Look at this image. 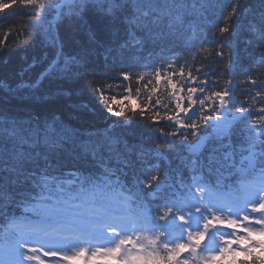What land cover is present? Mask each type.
<instances>
[{
  "label": "trees",
  "instance_id": "trees-1",
  "mask_svg": "<svg viewBox=\"0 0 264 264\" xmlns=\"http://www.w3.org/2000/svg\"><path fill=\"white\" fill-rule=\"evenodd\" d=\"M0 2L11 3V0H0ZM60 2L62 0H45L43 6L16 4L0 12L3 15L0 20V41L7 37L6 43L0 48V82H3L0 84V127L15 123L25 136L28 135L29 130L37 127L42 135L44 120L51 118L59 120H55V125L64 123L66 127L75 128L78 131L96 132L107 130L110 126L113 127L115 135L118 138L121 137L124 142L122 148L117 150L127 151L123 157L129 161L132 174L141 182V187L147 188L146 198L154 207L152 213L159 217V206L154 198L156 195L152 188H148L147 180H145L150 173L143 164L144 154L147 151L158 150V153L171 162L174 167L172 174L175 175L178 170L184 173L190 168L187 166L189 158L185 155V146L180 143L175 148H169V143L162 144L159 134H162L161 139L163 140L167 127L164 122L154 124L150 119L151 110L155 107V99L152 98L149 104V95L129 102L133 107L137 103L149 107L150 111L143 119L131 112L117 117L107 111V104L100 99V94L96 89L103 85L105 98L112 96L113 89L116 88L117 83H120L118 77L125 73L132 76L130 72L135 71L130 60L138 59L135 57L138 48L131 51L122 48L119 43L120 41L123 43V40L127 38V25L115 26L108 18L94 10H89L94 8L92 4L84 5L85 10L79 14L70 11L76 7L74 2L63 5L60 8V16L56 19L58 14L55 7ZM233 2L236 4L238 15H233L225 25L223 18ZM179 3L180 7H171L168 14L162 15L148 28H158L159 35L151 38L152 44H155L154 41L161 44L160 47L155 46L152 55L154 60L168 57L177 65L174 52L186 39L184 32L186 27L176 22L228 26L230 29L228 34L233 38V29L237 24L239 25L248 8H251V11L245 14L244 18L252 15L258 21L260 11L264 8L261 0H179ZM41 7L48 9L43 16V23H40V17L37 16ZM198 10L201 11L197 15L183 17V15H189ZM14 11L16 12L13 15H5L7 12L12 14ZM134 30L136 32L137 28ZM220 38L218 41L220 43L212 48L199 39L191 43L188 50H182L187 53L182 55L186 58L188 65L183 70L178 67L179 73L183 71L188 77L191 73V77L200 81L203 76L197 67L207 63L208 68L220 76L215 83L213 80L209 81L208 94L210 91L227 89L229 84L238 91V94L235 93L238 102L240 96L251 98L253 94L264 93L247 85V79L251 77L256 76L258 80L263 78L264 61L261 58L264 57V40L257 36L250 43L234 48V46H225L222 35ZM146 44L151 45L149 41ZM219 47L223 49V59L216 55ZM257 52L262 53L256 61L257 64H253L252 60H255ZM230 56L234 61L231 70H229ZM50 65H52L51 69ZM257 68L262 69V74L256 71ZM130 80L133 81L132 77ZM139 88L143 91L150 89L144 81L139 83ZM243 91L245 93L241 94L240 92ZM261 97L264 99V96ZM128 121H131V126L126 123ZM57 128L62 131L60 127ZM5 144L11 148L10 143L0 142V152L4 151ZM24 148L25 151H31L35 155L36 151L33 148L29 149L27 145ZM76 148L65 156L67 161L71 162L69 157L75 159V156L82 155L81 151ZM34 160L25 159L24 169L26 170L29 163ZM164 167V163H161V168ZM0 173L6 174L2 167H0ZM7 182V186L10 185L9 188L4 184L2 175H0V207L9 204L10 198L6 193L10 189L13 190L10 191L11 196L13 194L15 196L24 195L23 189L12 188L9 178ZM21 183L15 185L19 188ZM125 184L131 189L139 188L130 182H125ZM254 261L264 264L261 258Z\"/></svg>",
  "mask_w": 264,
  "mask_h": 264
},
{
  "label": "snow or ice",
  "instance_id": "snow-or-ice-1",
  "mask_svg": "<svg viewBox=\"0 0 264 264\" xmlns=\"http://www.w3.org/2000/svg\"><path fill=\"white\" fill-rule=\"evenodd\" d=\"M76 5L75 8L70 11H74L77 14L83 12L84 5L92 4L94 5L93 9L97 13L101 14L103 17L108 18L115 26L127 25L126 30V39L121 47L129 46L130 44H140L141 40L137 37L134 28L139 29H148L152 23L157 22L162 15L168 14L171 7H180L181 4L179 0H73ZM22 5V6H43L45 0H11V3L0 2V12H3L5 9L12 8L13 5ZM261 4L264 5V0H261ZM48 11L47 8L41 7V11L37 13V16L40 17V23H43V16ZM233 15H238L235 2L229 5L227 14L224 16V23L227 25L228 21ZM250 31H253L258 34V38L264 40V8L260 11V19L258 24H251ZM218 32L223 35L224 33H229L230 29L228 26H223L218 28ZM7 37L3 41H0V48L6 43ZM212 43H216L215 32L212 33L211 37ZM216 55L223 59L224 53L223 49L220 48L217 50ZM264 61V57L261 58ZM234 63L232 57H229V70H231L232 64ZM52 68V65L49 66ZM175 73L167 74L166 78L161 77L159 71L156 72V85H160L162 79L165 80L167 87L169 89V96L174 102V107L171 109L165 110L163 113L159 110L160 101L157 99L155 101V107L151 110L150 119L154 124L164 121L168 123V127L172 131L167 132L166 139L163 142H167L175 146L177 141L171 139V137H183V142L186 144L189 135L196 134L204 126L214 127L215 125L210 124L212 120V113L217 112L221 109H224L226 106V97L230 96L229 89H223L219 91H210L209 94H204L209 85V79L205 75L203 79L200 80V85L202 86H190L187 88V95L184 94L185 90L183 87H178L177 83L174 81L173 76ZM180 76H183L184 73L181 71ZM189 78L195 82V78L191 77L189 73ZM130 77L127 73L123 74V80L127 81ZM248 82L255 85L257 81L255 79H248ZM3 82H0L2 84ZM151 83V81H149ZM231 83V81H229ZM96 91L100 94V99L107 104V111L117 117L123 116L126 112H131L134 115L138 114L141 119L149 113L150 109L147 105H142L137 103L133 107L129 102L138 100V97H135L131 94L128 96L122 97L117 100L115 97H112L111 102L104 96L103 85L97 87ZM130 91V90H129ZM158 87H153L151 93L158 92ZM139 92V89H137ZM198 92L201 95H196ZM257 95L264 96V93H257ZM149 104L152 102L151 94L148 97ZM197 105L199 107H197ZM118 109V110H117ZM139 110V111H138ZM247 109L241 108L240 112L243 114ZM261 113H264V107L259 109ZM56 123L54 120L52 124H49L45 121L43 128V137L44 143L49 142V138L52 136L62 138L60 132L57 128L53 127ZM128 126H131V121L126 122ZM261 123H264V120H261ZM158 131V129H157ZM253 132H257L256 139L260 140L261 136H264V128H261L257 131L256 128H253ZM41 135V130L39 127L33 130H29L27 136H25L21 130L13 123L10 126L0 127V142H7L11 144V148L7 147L5 144V149L3 152H0V167L3 168V171L9 173V182H28L31 181L34 188L40 189L39 192L33 196V199H52L56 204L63 202V196L61 195L64 192V189L57 187L56 192L53 193L49 188V177L45 175L47 169L41 170L39 175L35 173L27 172L23 167V162L25 159L34 160L36 157L40 156V153H35L31 151H25L24 146L27 145L29 149L34 148L39 142V136ZM100 139L94 144L85 145V153L90 152L95 164L99 167L104 168L108 173H112L115 170L109 168L108 165L111 160L115 159L117 163L126 164L127 161L121 158L120 153L115 152L109 147L108 155L105 156L101 152V148L105 143L114 144L115 140L109 138L105 133H98ZM159 139V136L157 137ZM58 139L54 140L53 143H58ZM261 145L264 146V140L260 141ZM47 159V157H44ZM12 177L15 179L13 180ZM151 181L158 180V177L155 175L151 176ZM149 188L152 187V183L147 184ZM159 187V185H157ZM207 209H202L200 207H192L185 209L183 211L177 210V213L174 215L171 207L167 209L162 215L159 216V220L164 223L161 225H153L151 228H148V231L156 232L155 236L151 239H147V243L150 246H159L166 250L164 256H160L155 252H145L143 243H139V251L133 252V249H137L139 237L133 239L132 236L128 235L126 232H116L113 234L114 246L100 248L97 247L95 251L91 252V256L87 257L86 250L80 248L75 255H61L60 260L63 261H72L85 257L87 259L96 258V257H108L113 260L118 261V264H156L158 261H166L167 264H212L218 256L222 257L230 250H232L233 244L244 243L249 240V237L256 232V234L264 235V216L258 219L249 220L248 215L243 217L244 221H249L247 225L242 227V232L246 235H238L232 233V239H224L223 236L220 238L223 240V246L219 247V252H213L208 256H200L198 259L189 260L187 258L180 259L182 253H190L194 258L197 256L198 249H201L200 241L204 240L207 236L210 235V227H213L217 224H226L229 228H238L241 225L238 223L237 219H227L226 221L220 215H211L208 216L205 213ZM252 212H264V198H261V202L256 205L254 204L251 208ZM187 212V215L184 214ZM172 216L173 219L169 220L168 218ZM180 222L182 231L179 235H166L169 231L170 226H175V221ZM201 220L203 221L201 225ZM195 223V227L193 226ZM252 224L261 225L259 230L251 227ZM157 228L159 231L157 232ZM186 233V236H185ZM211 235H215L213 231ZM124 238H121V237ZM19 243V242H18ZM171 244V247L169 246ZM130 246V247H128ZM19 247L23 248L24 244L19 243ZM259 247L264 254V242L259 244H252V248ZM28 254L20 252L19 255L23 257V260L33 261L37 260L38 264H44L43 260H40L36 253L39 251L37 247H29ZM201 251H208L207 248L201 249ZM243 251L246 255H251V252L248 248H244ZM44 256H55L57 252L55 250H45L43 252ZM22 264V262H21ZM253 264H260L259 261H254Z\"/></svg>",
  "mask_w": 264,
  "mask_h": 264
},
{
  "label": "bare ground",
  "instance_id": "bare-ground-1",
  "mask_svg": "<svg viewBox=\"0 0 264 264\" xmlns=\"http://www.w3.org/2000/svg\"><path fill=\"white\" fill-rule=\"evenodd\" d=\"M61 6H63V2H60L59 4H57L55 9H57V7H61ZM250 9L251 8H248V10L245 12V14L250 13V11H251ZM200 11L201 10H198L196 12H192L189 15H183V17H192V15H197ZM15 12L16 11H14L12 14H11V12H7V13H5V15L10 16V15H13ZM244 15L241 18L239 25L237 24V26L233 29V32H232L233 38H231V36L228 33H224L222 35L224 38L223 42H224L225 46L228 45V46H234V48H237L238 46H242L244 43H250L251 40H253L255 37L258 36L257 33L250 31V25L253 23L258 24L259 23L258 19L256 17L253 18L252 15H250L248 18H244L245 17ZM36 22H34V23H36ZM176 23L180 26L186 27V30L184 31L185 35H186V39L182 43V45L178 49H176L174 52V55H175L174 58L177 61V65H175L173 62H171V60L168 57L166 59L160 58L157 60H154L152 58V55L154 54L155 46L156 47L161 46V44L159 42L154 41L155 44H152V41H151V38L153 36L159 35L157 32L158 28H153V29H148V30L137 28L136 35L138 38H140L141 43L140 44H130L129 46L124 47V49H126V51H131L133 49L138 48L137 49L138 53L135 54V57H138V59H136V60L131 59L130 60L131 64L135 68V71L144 72L146 70L150 71V70H154V69L161 68V67H164L167 71H178V67H179V69L183 70V69L187 68L185 66H187L188 63L186 61V58L182 55V54H187V53H185L182 50L190 47L191 43H195L196 40L201 39V41H203V43H205L210 48H212V47L216 46V44L220 43V42H218L221 39L220 38L221 34L218 32V28L222 27L220 25L214 26V25L205 24V23L198 25V24H193V23L188 24V23H184V22H181V23L176 22ZM47 32H49V31H47ZM213 32H215V35H216V41H217L216 43H212V40H211ZM228 37L230 38L229 41L227 40ZM148 41H149V43H151L152 46L146 44V42H148ZM189 41H190V43H189ZM123 43H124V40H123ZM123 43L120 41L119 45L121 46V44H123ZM220 48L221 47H219V49ZM261 53L262 52L255 53V57H254L255 60H252L253 64H257L256 61H258ZM197 68L200 69L201 76H203V78H204L206 75L210 82H211V80H213L215 83L220 78V76L218 74L213 73L208 68L207 63L201 64V66H198ZM257 69H256V71L260 72L262 74V69H259V68H257ZM246 70H247V67H246ZM246 70H244V71H246ZM251 79H255L257 81V83L255 85H253V84L249 83L248 79H247V85L248 86H250V87L251 86H253V87L262 86V84H264V73H263L262 80H258V77H256V76L251 77ZM220 90H222V89H220ZM229 91H230V96L234 97V100L231 103H229V105L225 109L219 110L218 114L219 113L228 114V116L233 118V115H235L237 113V110L240 109V103L238 102V100L235 97V93L238 94V91H236L235 88H233V87H229ZM240 93L244 94L245 91L240 92ZM239 101L241 102V100H239ZM218 114H216V116ZM233 121L234 122L232 123L231 128H230L231 134L229 136H224L220 133L217 134V133L210 132V129L200 131L201 132L200 134L202 136V143L204 144L205 148L208 150V151H202V153H201L202 156L200 157V166H201L200 175L214 171L217 164L219 162H221L222 156H223L222 151L219 149H216V147L218 146L220 141L231 144V143H234L235 141H237L241 137L242 132H243L242 124L238 120L233 119ZM213 125H215V126L212 127L211 130H219V128H222V126L219 125V123L217 121H215L213 123ZM153 149H151V150H153Z\"/></svg>",
  "mask_w": 264,
  "mask_h": 264
},
{
  "label": "rangeland",
  "instance_id": "rangeland-1",
  "mask_svg": "<svg viewBox=\"0 0 264 264\" xmlns=\"http://www.w3.org/2000/svg\"><path fill=\"white\" fill-rule=\"evenodd\" d=\"M219 125H220V123H219ZM72 160H75V159H73L72 158ZM27 190V189H26ZM6 194H8V193H6ZM12 194V193H11ZM11 194H8L9 196V198H10V195ZM13 196H14V208H16V209H18L19 208V206H18V202H16V199H18L17 198V196H15L14 194H13ZM211 202H212V200H211ZM216 204V206H218V207H220V208H223V207H221L220 205H218V203L215 201V199H214V203H209V202H205V209H207V210H209V211H211V209H213ZM9 205V207H12L13 206V204L12 203H10V204H8ZM225 208V207H224ZM48 210H46L45 209V212H47ZM237 212V211H236ZM231 213V212H230ZM227 217H228V219H233V217H232V215H227ZM225 221L227 220L226 218H223ZM148 228H151V227H144V226H140L139 227V232L141 231V230H144V229H146V231H147V233H145V235L144 236H146V238H148V239H151V238H153L154 236H150L149 234L151 233V231H148L147 229ZM255 237H258V238H264V235H260V234H256V232H254L250 237H249V242H250V246H251V250L252 251H256V252H258L259 250H260V248L258 247H256V248H252V244H258V242H260L261 243V241H257V240H254V238ZM262 242H264V240L262 241ZM205 244V248H207L208 247V245L206 244V243H204ZM215 244H217L218 246H223V240L221 239V238H218L216 241H215ZM145 247H144V251L145 252H150V251H152V252H155V253H157L158 255H162V256H164L165 254H166V250L162 247V245H159V246H150V245H148V243H147V239H146V241H145ZM170 247H171V244L169 245ZM203 246V244L201 245V247ZM210 247H212V249H213V251H206L208 254H212L213 252H216V253H218L219 252V249H218V247L217 246H211V245H209ZM204 248V249H205ZM208 249V248H207ZM185 258H187L188 259V257L187 256H185V253H182L181 254V256H180V259H185ZM218 260H219V256H218V258L215 260V261H213L212 262V264H217L218 263ZM159 263L160 262H162V261H158ZM158 262H156V263H158ZM86 264V263H85Z\"/></svg>",
  "mask_w": 264,
  "mask_h": 264
}]
</instances>
